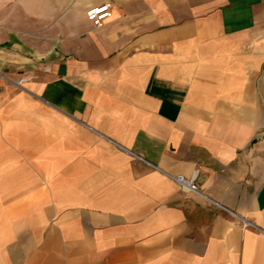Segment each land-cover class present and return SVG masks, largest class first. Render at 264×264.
I'll return each mask as SVG.
<instances>
[{
	"label": "crops",
	"instance_id": "crops-1",
	"mask_svg": "<svg viewBox=\"0 0 264 264\" xmlns=\"http://www.w3.org/2000/svg\"><path fill=\"white\" fill-rule=\"evenodd\" d=\"M0 70V264H264V0H15Z\"/></svg>",
	"mask_w": 264,
	"mask_h": 264
},
{
	"label": "built area",
	"instance_id": "built-area-1",
	"mask_svg": "<svg viewBox=\"0 0 264 264\" xmlns=\"http://www.w3.org/2000/svg\"><path fill=\"white\" fill-rule=\"evenodd\" d=\"M111 5L109 2L100 3L90 6L86 10V18L95 26L100 27L104 24L106 19L110 17ZM25 78L22 75H10L0 70V95L3 86L23 88ZM171 177L178 183L181 189L193 193H200L198 186L193 178H186L182 174L171 175Z\"/></svg>",
	"mask_w": 264,
	"mask_h": 264
},
{
	"label": "rangeland",
	"instance_id": "rangeland-1",
	"mask_svg": "<svg viewBox=\"0 0 264 264\" xmlns=\"http://www.w3.org/2000/svg\"><path fill=\"white\" fill-rule=\"evenodd\" d=\"M9 2L13 3L15 2V0H0V9L4 11V13L8 7Z\"/></svg>",
	"mask_w": 264,
	"mask_h": 264
}]
</instances>
